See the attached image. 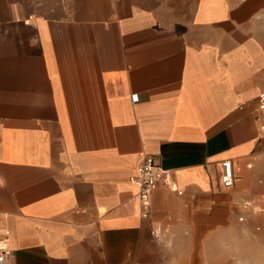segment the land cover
Returning a JSON list of instances; mask_svg holds the SVG:
<instances>
[{"label":"crops","instance_id":"crops-1","mask_svg":"<svg viewBox=\"0 0 264 264\" xmlns=\"http://www.w3.org/2000/svg\"><path fill=\"white\" fill-rule=\"evenodd\" d=\"M263 98L264 0H0L9 264H230L264 208ZM146 156L173 181L147 219Z\"/></svg>","mask_w":264,"mask_h":264},{"label":"built area","instance_id":"built-area-1","mask_svg":"<svg viewBox=\"0 0 264 264\" xmlns=\"http://www.w3.org/2000/svg\"><path fill=\"white\" fill-rule=\"evenodd\" d=\"M136 98V97H135ZM264 108V98L262 101ZM130 181L138 188V199L142 208V217L147 219L152 212L151 194L160 185H173L171 173L164 170L153 156H146L131 175ZM222 181L225 187L234 185V170L231 161L223 162ZM12 251L6 247L5 241L0 240V264H9Z\"/></svg>","mask_w":264,"mask_h":264},{"label":"rangeland","instance_id":"rangeland-1","mask_svg":"<svg viewBox=\"0 0 264 264\" xmlns=\"http://www.w3.org/2000/svg\"><path fill=\"white\" fill-rule=\"evenodd\" d=\"M253 214L254 216L251 219H253L254 223L252 222L251 225H249L246 217H240V227L233 229L232 259L229 261L230 264H262V261L258 263L255 257L257 256V252H260L259 250L264 251V245L257 244L252 238L260 232L259 228L262 226L261 221H264V208L260 207L259 210L253 212ZM229 247L230 245H228V251ZM218 252H220L218 255L224 256V249H218ZM250 254H254L252 260L248 259V257L251 256ZM221 263L225 264V261L222 260Z\"/></svg>","mask_w":264,"mask_h":264}]
</instances>
